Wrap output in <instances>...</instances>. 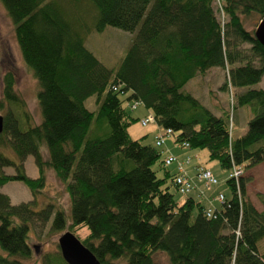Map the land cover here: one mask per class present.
<instances>
[{
    "label": "trees",
    "instance_id": "obj_1",
    "mask_svg": "<svg viewBox=\"0 0 264 264\" xmlns=\"http://www.w3.org/2000/svg\"><path fill=\"white\" fill-rule=\"evenodd\" d=\"M64 1L73 8L62 0H0L21 58L37 80L41 119L33 122L14 90L13 73L5 72L0 187L22 182L33 199L13 204L0 190V264H22L31 257L33 217L46 223L53 216V231L66 227L63 210L51 204L37 209L46 169L65 183L69 227L87 228L80 241L100 264H264L257 249L264 237V194L257 193L259 211L247 199L243 178L264 163V89L252 87L264 76V47L242 19L256 15L260 21L264 0H216L221 21L215 0ZM83 1L95 11L88 21ZM89 25L96 32L110 25L133 33L116 69L85 46ZM213 67L225 70L223 88L242 90L234 93L231 112L249 106L252 114L235 139L225 116L183 90ZM90 96L95 110L85 106ZM133 102L149 111L153 124L170 129L174 144L205 149L228 173L234 166L243 170L238 180L225 178L224 202L213 208L191 196L180 203L174 199L166 181L174 185L175 173L158 161L160 151L144 143L147 135L129 136L127 129L137 120L130 114ZM26 156L33 158L36 178L25 173ZM157 162L161 177L152 168ZM209 207L213 212L206 216ZM57 259L66 264L60 254ZM43 264L59 263L45 255Z\"/></svg>",
    "mask_w": 264,
    "mask_h": 264
},
{
    "label": "rangeland",
    "instance_id": "obj_2",
    "mask_svg": "<svg viewBox=\"0 0 264 264\" xmlns=\"http://www.w3.org/2000/svg\"><path fill=\"white\" fill-rule=\"evenodd\" d=\"M62 1L65 6L67 5L69 8H73L69 3H65L64 0ZM80 4L83 7L82 16H86L87 21L90 20V17L95 14L94 9L84 1ZM3 8V5L0 3V98L3 87V75L5 72H12L15 80V92L25 100L26 107L30 112L29 114L32 115L33 122L35 124H40V112L36 100L38 83L21 58L15 40L13 24ZM214 11L217 20L221 21L222 14L216 0L214 1ZM242 19L246 29L255 31V28L259 23L256 15H251ZM88 30V34L85 36V46L107 68H112L113 70L116 69L134 37L133 33L130 34V32L111 27L110 25L106 26L101 32L94 31L91 26ZM224 72L225 70L222 68L217 69L216 67H213L211 70L207 71V73H203L201 76L189 80L183 90L197 98L203 106L210 109L213 113L225 116L228 120V126L230 127V135L232 139H235L239 135L242 136L246 131V124L252 117V114L249 106H235V109L231 112V103L234 93H240L242 90L228 87L223 88L222 86L224 85L223 83L226 78V73ZM252 87L264 89V76L261 78V81H258V83ZM84 101L85 106L89 110L96 109L95 96H90ZM5 111L6 108L0 110V114L4 115ZM144 111L145 108L141 105H138L130 111L131 116L134 118L136 117L137 120L127 129L129 136L136 140L147 135L144 143H148L160 151V158L158 161L164 160L167 155L169 156L171 154L178 160L190 157V163L187 165L189 167L198 163L209 169L212 175L216 178L217 183L208 187L204 182L198 181L196 187L202 190V205L207 206L208 201L211 202L210 198L218 192L227 195L228 189L225 184V178L228 176V170L221 169L217 161L212 159L209 160L208 153L205 149H182L181 146L177 147L173 143L172 136L168 138L165 137L164 143L157 147L154 143L155 136L160 131V133H162V129L153 123L143 126L140 123L139 118ZM166 149L171 150V153L169 154ZM46 152V147L42 146L41 156L46 158ZM6 153L13 155V153L8 150ZM23 165L27 176L31 178H36L38 176V169L35 167L36 165L31 156H26ZM152 168L156 170L155 172L158 177L162 176V170L158 171L159 162L154 164ZM166 169L170 171L171 174L175 173L176 164L172 163L167 166ZM3 171L7 174L14 173V170L11 168H4ZM44 177L45 185L35 197L37 209H44L45 206L51 204L55 211L63 210L65 214H67L68 222L66 223L65 229L57 232L56 230H50L53 216H51L46 223L36 220L37 216L33 217L30 223L31 230L29 232V239L27 241L32 249V254L29 259L23 260L22 264H43L45 255L52 256V258H54L59 264H62L57 259L58 254H60L57 242L59 236L66 231H71L77 239H84L88 234V230L85 227H69L70 208L69 197L64 187L65 183L55 177V174L51 169H46ZM243 178L246 180L245 189L248 197L247 199L250 200L257 210L261 211L263 207L256 198L257 193L264 194V163H260L254 166L251 170L245 171ZM166 182L167 185L170 186L169 190L178 203L183 201L187 196H193L195 193L192 191L190 194H180L176 192V189L170 180H167ZM0 190L9 197L10 202L13 204L25 203L33 199L30 190L19 181H10L0 187ZM195 200L198 199L195 198ZM257 249L259 254L264 253V237L258 240ZM155 257L161 262H166V258L162 256V254H157Z\"/></svg>",
    "mask_w": 264,
    "mask_h": 264
},
{
    "label": "built area",
    "instance_id": "obj_3",
    "mask_svg": "<svg viewBox=\"0 0 264 264\" xmlns=\"http://www.w3.org/2000/svg\"><path fill=\"white\" fill-rule=\"evenodd\" d=\"M137 106H138V103H136V102H133L131 104L132 109H134ZM152 118H153L152 115L148 113L145 116H143L139 121L144 126L147 124L154 123V120ZM170 136H172V132L170 131V129H163L162 133L155 136V142H154L155 145L157 147L160 146L161 144L164 143V138L165 137L168 138ZM181 147H186V144L183 143ZM162 161H164V164L166 166H168L172 163L176 164V170H175L173 182H174V186L177 190L176 192H178L180 194L186 195V194L192 192L193 189H195L196 186L193 184V181H191L193 179H195L196 181L204 182V184L208 187L210 185L213 186L214 184L217 183L216 178L212 175V173L202 165H194L192 167L194 175H193V177L189 176L187 168H186L187 165H189V163H190V158H188V157L178 160V159H176V157L169 155V156H166L164 158V160H162ZM242 174H243V170L239 167L234 166L230 170V173H228L227 177L232 178V179L234 178L235 180H238V178ZM199 194H200L199 196H201L202 192ZM224 199H225V196L223 193L214 194L210 198V200L212 202L214 201L216 203H222L225 201ZM204 212H205L206 216H211L213 209L209 207Z\"/></svg>",
    "mask_w": 264,
    "mask_h": 264
},
{
    "label": "water",
    "instance_id": "obj_4",
    "mask_svg": "<svg viewBox=\"0 0 264 264\" xmlns=\"http://www.w3.org/2000/svg\"><path fill=\"white\" fill-rule=\"evenodd\" d=\"M256 39L264 47V17L254 31ZM3 129V117L0 115V134ZM58 241L60 255L66 264H100L94 254L71 232L62 233Z\"/></svg>",
    "mask_w": 264,
    "mask_h": 264
},
{
    "label": "crops",
    "instance_id": "obj_5",
    "mask_svg": "<svg viewBox=\"0 0 264 264\" xmlns=\"http://www.w3.org/2000/svg\"><path fill=\"white\" fill-rule=\"evenodd\" d=\"M209 71V70H208ZM205 73H207V72H205ZM187 84V83H186ZM185 84V85H186ZM149 113V111L148 110H146L145 109V111L143 112V114H142V116H140V118H142L143 116H145L146 114H148ZM161 132V131H160ZM160 132H158V134H160ZM157 134V135H158ZM174 145H176L177 147H180L179 145H177V144H174ZM182 149H187V148H185V147H181ZM166 151L170 154L171 152V150H168V149H166ZM171 155V154H170ZM168 156V155H167ZM188 158H190V157H188ZM194 165H201V164H198V163H196V164H193L192 165V167L194 166ZM192 167H189V166H187L186 168H187V171H188V174H189V176H191V177H193V175H194V172H193V170H192ZM206 168V167H205ZM253 168V167H252ZM251 168V169H252ZM250 169V170H251ZM176 170V169H175ZM209 170V169H208ZM210 171V170H209ZM191 181H193V184L195 185V186H197V183H198V181H196L195 179H193V180H191ZM193 192H195L194 193V195L192 196V195H190L191 197H193V198H197V199H199V201H201V198H203V193H202V195L201 196H199V193H201L202 192V190H200L199 188H197V187H195V189L194 190H192ZM202 202V201H201ZM207 205H209V206H212L213 208L214 207H216L218 204H215L214 203V201L213 202H210V201H208V204Z\"/></svg>",
    "mask_w": 264,
    "mask_h": 264
}]
</instances>
